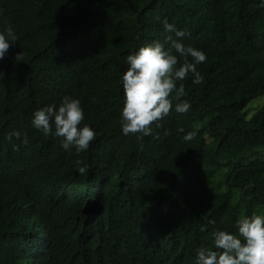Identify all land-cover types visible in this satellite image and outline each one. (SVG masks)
I'll list each match as a JSON object with an SVG mask.
<instances>
[{
	"label": "trees",
	"instance_id": "trees-1",
	"mask_svg": "<svg viewBox=\"0 0 264 264\" xmlns=\"http://www.w3.org/2000/svg\"><path fill=\"white\" fill-rule=\"evenodd\" d=\"M258 5L0 0V30L11 25L18 39L0 60V264H195L214 230L234 233L238 217L264 215V106L247 116L264 97ZM164 20L206 54L197 65L204 80L178 81L189 111L170 110L137 140L119 126L123 58L175 39ZM65 95L80 99L81 123L96 134L79 154L30 124ZM13 131L21 137L6 138ZM188 131L195 136L183 141Z\"/></svg>",
	"mask_w": 264,
	"mask_h": 264
},
{
	"label": "clouds",
	"instance_id": "clouds-1",
	"mask_svg": "<svg viewBox=\"0 0 264 264\" xmlns=\"http://www.w3.org/2000/svg\"><path fill=\"white\" fill-rule=\"evenodd\" d=\"M264 8V0H259ZM163 42L153 40L138 47L123 58L126 69L120 76L122 105L120 107L119 126L121 134H138L137 140L152 134V127H160V121L168 116L170 110L185 114L191 108L185 98L182 83L191 75V83L199 85L204 77L197 65L206 61V54L190 45L182 38L187 35L174 24L162 21ZM18 41L11 25L0 30V60L7 54L11 45ZM167 45V47H165ZM21 53V52H20ZM16 54L15 60L19 59ZM175 102V103H174ZM84 111L79 98L72 95L62 96L58 103L45 104L32 113L31 127L45 137L50 134L60 138V147L64 151L74 149L77 154L86 151L95 139V130L87 123L82 124ZM184 132L183 129H180ZM21 137L13 131L6 138ZM192 131L185 132L183 141H191ZM26 143V138L22 140ZM76 161L77 171L86 172L85 166ZM208 224H215L209 220ZM207 225H200L203 232ZM233 228L234 233L226 230L212 232L211 246L195 249V264H264V215L252 213L238 217Z\"/></svg>",
	"mask_w": 264,
	"mask_h": 264
},
{
	"label": "rangeland",
	"instance_id": "rangeland-1",
	"mask_svg": "<svg viewBox=\"0 0 264 264\" xmlns=\"http://www.w3.org/2000/svg\"><path fill=\"white\" fill-rule=\"evenodd\" d=\"M264 106V97H260L253 101L249 106L247 110V116L248 118L259 108Z\"/></svg>",
	"mask_w": 264,
	"mask_h": 264
},
{
	"label": "bare ground",
	"instance_id": "bare-ground-1",
	"mask_svg": "<svg viewBox=\"0 0 264 264\" xmlns=\"http://www.w3.org/2000/svg\"><path fill=\"white\" fill-rule=\"evenodd\" d=\"M60 198V197H59Z\"/></svg>",
	"mask_w": 264,
	"mask_h": 264
}]
</instances>
